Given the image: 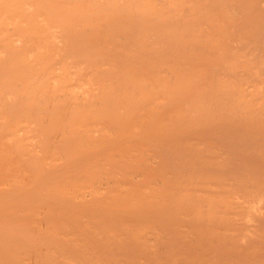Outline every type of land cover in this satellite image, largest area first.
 <instances>
[{"label": "bare ground", "instance_id": "6f19581e", "mask_svg": "<svg viewBox=\"0 0 264 264\" xmlns=\"http://www.w3.org/2000/svg\"><path fill=\"white\" fill-rule=\"evenodd\" d=\"M261 155L264 0H0V264H264Z\"/></svg>", "mask_w": 264, "mask_h": 264}, {"label": "rangeland", "instance_id": "374dc122", "mask_svg": "<svg viewBox=\"0 0 264 264\" xmlns=\"http://www.w3.org/2000/svg\"><path fill=\"white\" fill-rule=\"evenodd\" d=\"M248 145H249V144H248ZM248 145H247V148L249 147ZM253 145H254V144H253ZM244 146H245V148H244V149H246V144H245ZM244 146H243V147H244ZM252 147H253V149H255V148H256V147H254V146H252V145H251L250 149H251ZM257 147H258V146H257ZM250 149H247V151H248V150H250ZM253 149H251V150L253 151ZM255 150H256V149H255ZM255 152H256V151H253V152H252V154H254V155H255L254 159H255V158H256V156H257L256 154H258V153H256V154H255ZM248 153H251V151H249ZM247 157H249V156H247ZM257 157H258V156H257ZM260 157L262 158V157H263V155H261ZM252 158H253V157H252ZM252 158H251V159H252ZM263 159H264V157H263ZM246 160L248 161V159H246ZM255 160H256V159H255ZM255 160H254V161H255ZM258 160H260V159H258ZM248 162H249V161H248ZM248 162H247V163H246V162H244V163H243V165H246V164L252 163V162H253V159H252V161H251V162H249V163H248ZM245 163H246V164H245ZM257 163H258V162H257ZM259 163H260V162H259ZM261 163H262V162H261ZM254 164H256V162H255ZM252 165H253V163H252ZM257 165H258V164H257ZM257 165H256V166H257ZM254 167H255V166H254ZM256 170H259V168H258V169H256ZM262 171L264 172V170H262ZM258 172H259V173H258ZM258 172H256V173H258V176H259V174H260V175L262 174V172H261V173H260V171H258ZM252 173H253V172H252ZM250 175H251V174H250ZM250 175H249V176H250ZM253 176H255V177H253L255 181H256V180H259V179L261 180V178H262V181L264 180V177H263V176H264V174H263L261 177H260V176L258 177V176H257V174H255V173H254V175H253ZM255 178H256V179H255ZM254 180H253V181H254ZM161 212H163V211H161ZM182 222H184V221H182ZM182 222H181V223H182ZM176 223H177V222H176ZM176 223H175V224H176ZM171 224H172V223H171ZM184 225H185V223H184V224H182V225H179V223H177V226H178V227L180 226V229H181V228H183V229H184V228H186V226H185V227H183ZM173 226L175 227V225H174V224H173ZM173 226H171L170 228H172ZM188 226H189V229H190V228H191V226H190V225H188ZM188 226H187V227H188ZM174 227H173V228H174ZM170 228H169V230H170ZM183 229H182V230H183ZM165 254H166V253H165ZM226 256H227V255H226ZM261 256H262V255H259L258 257H261ZM234 258H236V259H234ZM234 258L232 257V259H234V260H237V257H234ZM229 259H230V258H228V259H227V260L229 261V263H228V264H231V262H232V264H233V263H234V260L232 261V259H230V260H231V261H230ZM256 259H257V257H256ZM261 260H262V258H261ZM261 260L259 259V261H261ZM179 261H181V260H179ZM240 261H241L240 263H242V261H243V260H240ZM238 262H239V261H238ZM225 263H227V261H226V262L224 261V264H225ZM235 263H236V262H235ZM256 264H258V261H257V263H256ZM259 264H260V263H259Z\"/></svg>", "mask_w": 264, "mask_h": 264}]
</instances>
